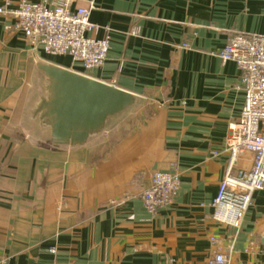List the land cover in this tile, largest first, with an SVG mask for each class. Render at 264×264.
<instances>
[{"label":"crops","instance_id":"0c3cea01","mask_svg":"<svg viewBox=\"0 0 264 264\" xmlns=\"http://www.w3.org/2000/svg\"><path fill=\"white\" fill-rule=\"evenodd\" d=\"M90 3L98 29L86 35H109L110 46L87 76L141 104L91 146H32L17 120L32 59L83 68L32 46L13 17L0 16V259L208 264L214 236L223 246L231 241L230 264H264V189L239 228L211 218L245 100L240 70L219 52L232 34L264 33V0H72L71 9ZM173 170L180 175L173 202L148 213L141 194L153 173Z\"/></svg>","mask_w":264,"mask_h":264},{"label":"built area","instance_id":"2783aa9c","mask_svg":"<svg viewBox=\"0 0 264 264\" xmlns=\"http://www.w3.org/2000/svg\"><path fill=\"white\" fill-rule=\"evenodd\" d=\"M11 0L0 4V16L14 18V28L34 47L50 55H67L86 73L100 67L107 58L109 35L87 36L98 26L90 21L92 4L71 9L72 0ZM186 47V46H183ZM222 61H233L240 70L245 100L239 121L231 125L226 141L225 172L212 201L211 218L220 224L239 228L253 194L264 189V33L232 34L219 52ZM79 72V71H77ZM180 186L178 171H155L151 184L142 194L146 211L152 215L173 202ZM215 251L208 264H230L231 241L224 246L210 236ZM54 252L55 250H51ZM0 264H9L6 258Z\"/></svg>","mask_w":264,"mask_h":264},{"label":"water","instance_id":"95a60500","mask_svg":"<svg viewBox=\"0 0 264 264\" xmlns=\"http://www.w3.org/2000/svg\"><path fill=\"white\" fill-rule=\"evenodd\" d=\"M17 120L36 148L70 152L101 140L141 97L80 72L33 58Z\"/></svg>","mask_w":264,"mask_h":264}]
</instances>
